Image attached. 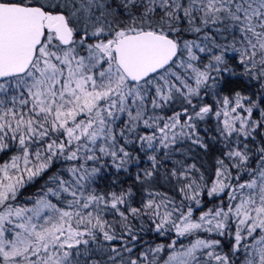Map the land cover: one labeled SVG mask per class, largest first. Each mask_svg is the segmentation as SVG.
I'll list each match as a JSON object with an SVG mask.
<instances>
[{
  "label": "snow or ice",
  "instance_id": "1",
  "mask_svg": "<svg viewBox=\"0 0 264 264\" xmlns=\"http://www.w3.org/2000/svg\"><path fill=\"white\" fill-rule=\"evenodd\" d=\"M0 264H264V0H0Z\"/></svg>",
  "mask_w": 264,
  "mask_h": 264
}]
</instances>
